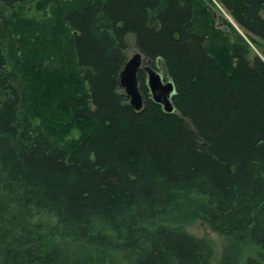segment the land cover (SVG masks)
I'll return each instance as SVG.
<instances>
[{"label": "trees", "instance_id": "obj_1", "mask_svg": "<svg viewBox=\"0 0 264 264\" xmlns=\"http://www.w3.org/2000/svg\"><path fill=\"white\" fill-rule=\"evenodd\" d=\"M30 1L0 0V264H215L192 219L228 241L221 264H264V59L224 42L204 0H43V21ZM218 1L264 42V0ZM131 37L174 113L144 71L143 110L120 88ZM45 101L83 111L80 142L29 138L21 112Z\"/></svg>", "mask_w": 264, "mask_h": 264}, {"label": "rangeland", "instance_id": "obj_2", "mask_svg": "<svg viewBox=\"0 0 264 264\" xmlns=\"http://www.w3.org/2000/svg\"><path fill=\"white\" fill-rule=\"evenodd\" d=\"M201 6L207 10L206 15L210 20L213 29L216 32H222L224 34V37L226 38L224 42L228 41L232 43L236 34H239L250 44L252 55H259L262 57V59H264V42L250 34L245 29L241 28L218 0H204L203 5ZM55 9H57L55 4H47L44 3L43 0H31L25 5L21 11V14L26 19L43 21L53 18L54 12L56 11ZM199 9L201 10L200 7ZM66 28L69 29L68 26ZM223 48V46L220 47V49ZM138 52L139 50L136 48L134 38H129L128 59L132 58ZM220 58L222 59H220L221 62L225 60L222 57ZM156 69H159V71L164 76L168 74L162 61L157 63ZM76 70L77 72H81L79 68H76ZM59 79H54L52 83H54L55 80L58 81ZM165 81H167L166 78ZM77 86L80 89L82 86L87 89V84L82 81V76H79ZM63 88H66V86H63ZM79 94L80 93H74V96H80ZM74 96H72V98ZM47 103L48 101L42 102L37 107H33L31 104H29V109H27V106L23 108L21 112V120L23 122V127L30 125L28 132L29 138L34 137V135L38 133H45L57 145H74L80 142L87 132L88 124L87 119L84 118L82 114H79L83 111H79L72 107L71 110L68 108V111L66 112H64L65 110L60 111L56 108L49 109ZM75 114L80 116V119H76ZM185 228L194 235L213 238L218 245V259L216 260L215 264H221V259L223 258L225 246L227 245L228 241L225 238L213 233L208 225L201 219H192L188 224L185 225ZM253 252L254 249H251L250 247L245 251L243 256L251 255Z\"/></svg>", "mask_w": 264, "mask_h": 264}, {"label": "water", "instance_id": "obj_3", "mask_svg": "<svg viewBox=\"0 0 264 264\" xmlns=\"http://www.w3.org/2000/svg\"><path fill=\"white\" fill-rule=\"evenodd\" d=\"M144 56L141 52L130 58L120 75V88L124 90L126 98L136 111H141L145 106L144 95L139 86L138 74L141 70L147 73V87L153 100L164 106L167 112H172L173 97L176 95V87L171 79H167L162 73L150 66H145ZM165 78L167 81H165Z\"/></svg>", "mask_w": 264, "mask_h": 264}, {"label": "bare ground", "instance_id": "obj_4", "mask_svg": "<svg viewBox=\"0 0 264 264\" xmlns=\"http://www.w3.org/2000/svg\"><path fill=\"white\" fill-rule=\"evenodd\" d=\"M261 57V56H260ZM149 66V65H148ZM153 68V67H152ZM154 70H156V71H158V72H160L159 71V69H156V68H153ZM161 73V72H160ZM168 78L167 79H171L172 81H173V79L169 76V74H167L166 75ZM174 82V81H173ZM151 95V94H150ZM131 105V104H130ZM162 105V104H161ZM145 107V106H144ZM164 107V106H163ZM173 107H174V109H173V111L172 112H168V113H174L175 112V106H174V104H173ZM166 111V110H165ZM167 112V111H166Z\"/></svg>", "mask_w": 264, "mask_h": 264}, {"label": "flooded vegetation", "instance_id": "obj_5", "mask_svg": "<svg viewBox=\"0 0 264 264\" xmlns=\"http://www.w3.org/2000/svg\"><path fill=\"white\" fill-rule=\"evenodd\" d=\"M147 66V65H146ZM143 71V70H142ZM145 72V71H144ZM146 73V72H145ZM146 76H147V73H146Z\"/></svg>", "mask_w": 264, "mask_h": 264}]
</instances>
